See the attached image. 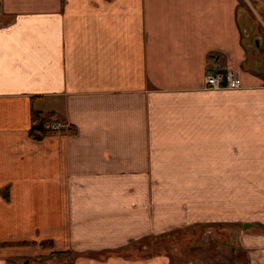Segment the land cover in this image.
Wrapping results in <instances>:
<instances>
[{"label": "crops", "instance_id": "obj_1", "mask_svg": "<svg viewBox=\"0 0 264 264\" xmlns=\"http://www.w3.org/2000/svg\"><path fill=\"white\" fill-rule=\"evenodd\" d=\"M195 225L264 264V0H0V264H126Z\"/></svg>", "mask_w": 264, "mask_h": 264}, {"label": "rangeland", "instance_id": "obj_2", "mask_svg": "<svg viewBox=\"0 0 264 264\" xmlns=\"http://www.w3.org/2000/svg\"><path fill=\"white\" fill-rule=\"evenodd\" d=\"M194 227L184 231L178 229L165 237L152 238L141 242L134 248L125 250L126 264H153L161 258L165 264H235L241 257V249L235 243L233 227L225 228L217 225ZM221 232V233H220ZM219 234H226L225 241ZM107 254H90L101 258ZM87 255H67L64 257H49L35 264H84ZM168 260V261H167ZM88 261V260H86Z\"/></svg>", "mask_w": 264, "mask_h": 264}, {"label": "trees", "instance_id": "obj_3", "mask_svg": "<svg viewBox=\"0 0 264 264\" xmlns=\"http://www.w3.org/2000/svg\"><path fill=\"white\" fill-rule=\"evenodd\" d=\"M51 116L52 114L48 113V114H40L39 111H36L34 109H32L31 111V128L29 131V134L31 137L35 138V139H40L42 137H44L47 133L50 132H57L56 130H53L52 128H50L48 126V124L52 123L53 121H51ZM74 127V126H73ZM69 130L71 132H74V129L72 128V126L68 127ZM62 128L58 131H61ZM36 242H17L15 244L17 245H25V244H35ZM49 243L51 244L50 241H43L41 243H39V245L41 247H49ZM6 244V243H4ZM8 244V243H7ZM120 253V251H117ZM116 252V253H117ZM67 255H75L74 253H72L71 251H52L49 254V257H64ZM37 263H41L42 261V257H37L35 258Z\"/></svg>", "mask_w": 264, "mask_h": 264}, {"label": "built area", "instance_id": "obj_4", "mask_svg": "<svg viewBox=\"0 0 264 264\" xmlns=\"http://www.w3.org/2000/svg\"><path fill=\"white\" fill-rule=\"evenodd\" d=\"M204 85L211 89L239 87V76L231 69L208 73L204 78ZM48 126L56 131L61 129V124L57 122H52Z\"/></svg>", "mask_w": 264, "mask_h": 264}]
</instances>
